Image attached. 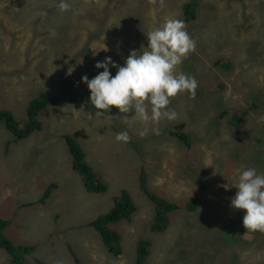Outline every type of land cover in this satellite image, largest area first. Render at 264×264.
I'll use <instances>...</instances> for the list:
<instances>
[{
  "label": "rangeland",
  "instance_id": "rangeland-1",
  "mask_svg": "<svg viewBox=\"0 0 264 264\" xmlns=\"http://www.w3.org/2000/svg\"><path fill=\"white\" fill-rule=\"evenodd\" d=\"M186 1L66 0L69 8L61 11L59 0H0V108L24 124L33 99L57 97L30 138L15 140L0 124V216L10 220L4 234L18 244L54 233L52 242L26 257L27 264H136L142 239L151 244L144 264H264V233L247 232L244 210L230 207L239 171L254 167L264 175V0H204L195 21H186ZM169 17L182 19L195 41L176 69L195 77V96L171 98L174 120L144 125L131 117L134 109L120 113L116 106L108 113L113 118L89 119L95 109L81 77L103 71L95 64L106 56L123 65L130 50L147 46L145 32ZM228 60L229 68L222 65ZM239 113L244 118L233 123ZM180 123L190 147L171 133ZM144 127L148 132L140 137ZM121 131L129 133V142L115 140ZM65 135L84 147L106 193L88 197L82 175L72 169ZM142 172L154 195L179 207L163 232L151 229L154 206L140 187ZM51 184L61 186V204L51 199L19 210L22 202L6 198L25 189L43 199ZM122 191L136 211L109 225L120 237L122 253L115 255L88 224L108 213ZM0 264H14L1 248Z\"/></svg>",
  "mask_w": 264,
  "mask_h": 264
},
{
  "label": "clouds",
  "instance_id": "clouds-1",
  "mask_svg": "<svg viewBox=\"0 0 264 264\" xmlns=\"http://www.w3.org/2000/svg\"><path fill=\"white\" fill-rule=\"evenodd\" d=\"M58 7L65 11L69 4L66 0H59ZM145 33L147 46L130 50L123 65L106 56L95 64L96 69L103 71L92 78L87 75L81 77L90 90L89 103L95 109L94 113L89 112V119L93 115L113 118L108 113L111 106H116L120 113L134 109L135 114L131 117L144 125L150 121L155 124L161 119L174 120L177 113L168 107L171 98L183 92L195 96L198 88L195 77L176 71L195 48V41L187 32L184 21L169 17ZM110 66L116 68L114 75ZM72 71L68 69L69 74ZM146 101L150 108L146 106ZM152 130L159 134L158 128ZM147 132L148 128L144 127L138 135L143 137ZM130 139L127 131L118 132L115 136L117 142L127 143ZM233 186L236 192L230 199V207L244 210L243 227L247 232L264 233V175L258 174L254 167L245 168L239 171Z\"/></svg>",
  "mask_w": 264,
  "mask_h": 264
},
{
  "label": "trees",
  "instance_id": "trees-1",
  "mask_svg": "<svg viewBox=\"0 0 264 264\" xmlns=\"http://www.w3.org/2000/svg\"><path fill=\"white\" fill-rule=\"evenodd\" d=\"M204 0H188L183 5L186 21H195L198 18V8ZM43 22H49V17ZM234 55L235 54H231ZM217 64L221 65L220 62ZM229 68L232 63L228 60L227 64H222ZM57 102V97L53 94L45 93L35 99H33L27 107V118L24 124L18 122L13 116L12 112L6 110H0V124L3 123L6 129L12 134L15 140H23V138L29 137L36 130L42 129V122L40 120V114L49 106L54 105ZM244 118L243 114H238L233 117L232 122L238 123ZM171 133L176 139L183 142L187 147L192 145L189 134L185 131V124L180 123L175 126V129L171 130ZM69 152L72 156V168L74 171L82 175L86 189L89 192L103 193L107 191L108 186L100 177V175L94 171L86 160V154L84 147L79 141L71 136H64ZM147 175L145 172L141 173L139 182L143 192H145L154 206V221L151 226L153 232H163L169 226L170 213L176 211L178 205L168 202L165 199L158 198L147 187ZM57 185L51 184L44 194V198L40 199V203L44 204L45 200H48L51 196V191L56 188ZM153 199V200H152ZM190 209H196L195 203L188 204ZM136 211L134 202L128 192L122 191L121 194L114 199L113 208L105 215L99 216L95 221L91 222L99 232L104 245L107 249L115 255L122 253L119 242L120 237L117 232L110 229L109 225L117 223L123 220H129L132 214ZM166 218V219H165ZM159 220V221H158ZM167 223H165V222ZM10 226V220H5L0 217V248L4 249L11 257L14 264H27L26 257L35 252V245H17L12 242L11 239L5 236L4 230ZM158 226V227H157ZM164 226V227H163ZM156 229V230H155ZM158 230V231H157ZM114 236V237H113ZM148 241V242H147ZM148 243V244H147ZM151 244L149 240L142 239L137 247L136 264H144L147 260L149 249ZM39 264H44L40 260H37Z\"/></svg>",
  "mask_w": 264,
  "mask_h": 264
},
{
  "label": "crops",
  "instance_id": "crops-1",
  "mask_svg": "<svg viewBox=\"0 0 264 264\" xmlns=\"http://www.w3.org/2000/svg\"><path fill=\"white\" fill-rule=\"evenodd\" d=\"M0 110H1V108H0ZM31 136H29L28 138H30ZM85 154H86V152H85ZM86 160H87V157H86ZM88 162V161H87ZM90 165V164H89ZM91 166V165H90ZM93 168V167H92ZM73 169V168H72ZM94 169V168H93ZM94 171L95 172H97L96 171V169H94ZM98 173V172H97ZM99 174V173H98ZM100 175V174H99ZM100 177L102 178V176L100 175ZM103 179V178H102ZM106 183V182H105ZM107 184V183H106ZM84 187V189H86V187H85V185L83 186ZM25 189H23V190H20L19 191V193L18 194H15V199L9 194L6 198H7V200H9L10 202H13V201H15V205H18V204H20V206H21V202H22V204H24V205H22V208H20L19 210H26V209H29V210H31V209H33L34 208V206H33V204H35V205H42L41 203H40V199H39V197H34V193L33 192H28V191H24ZM86 192L90 195V196H88V197H95V195L97 194V193H95V192H89L87 189H86ZM104 193H106V192H104ZM104 193H98V194H104ZM34 197L35 199L34 200H31V199H29V197ZM9 198V199H8ZM58 198H59V203L57 202V200H58ZM52 199V202H56L57 204H61V186L60 185H57V187L55 188V191L51 194V196L49 197V199L47 200L48 202L50 201ZM88 199V198H87ZM45 204V203H44ZM37 207V206H36ZM37 210H41V209H39V208H37ZM15 214H16V211H15ZM1 217V216H0ZM3 218V217H2ZM52 220H53V222H54V224H56L59 220H60V218L58 217V214H56V213H54V218H52ZM91 223V222H90ZM90 223L88 224V225H90ZM63 225H66V224H62L61 226H63ZM60 226V227H61ZM93 226V225H92ZM80 227L81 228H83L81 225H80ZM67 229V228H66ZM38 233V230L34 233V234H37ZM53 235H54V233H52V232H49V231H46L43 235H35V236H31L30 237V240L28 241V242H19L17 245H35L36 246V248L38 247V246H40V245H42V246H44V244H43V242L44 241H47V242H52V240H54V237H53ZM100 235V234H99ZM36 237H38V241L35 243V239H36ZM102 240V239H101ZM17 242V239H15V243ZM103 242V241H102ZM107 249V248H106ZM69 252H70V254H71V256L75 259V260H77V257L75 258L73 255H75V253H74V251H72V249H71V247H69ZM72 252V253H71ZM76 256V255H75ZM51 258H54L53 257V255H51L50 256ZM72 258V259H73ZM54 264H56V263H54Z\"/></svg>",
  "mask_w": 264,
  "mask_h": 264
},
{
  "label": "bare ground",
  "instance_id": "bare-ground-1",
  "mask_svg": "<svg viewBox=\"0 0 264 264\" xmlns=\"http://www.w3.org/2000/svg\"><path fill=\"white\" fill-rule=\"evenodd\" d=\"M153 200V199H152ZM166 219V218H165ZM159 221V220H158ZM165 222V221H164ZM165 223H167V222H165ZM153 227V226H152ZM158 227V226H157ZM164 227V226H163ZM156 230V229H155ZM158 231V230H157ZM114 237V236H113ZM148 242V241H147ZM148 244V243H147Z\"/></svg>",
  "mask_w": 264,
  "mask_h": 264
}]
</instances>
